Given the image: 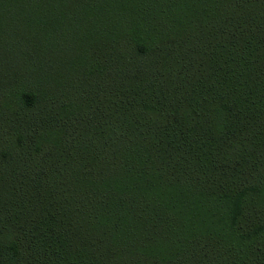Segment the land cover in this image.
I'll list each match as a JSON object with an SVG mask.
<instances>
[{
    "label": "trees",
    "instance_id": "1",
    "mask_svg": "<svg viewBox=\"0 0 264 264\" xmlns=\"http://www.w3.org/2000/svg\"><path fill=\"white\" fill-rule=\"evenodd\" d=\"M0 264H264V0H0Z\"/></svg>",
    "mask_w": 264,
    "mask_h": 264
}]
</instances>
